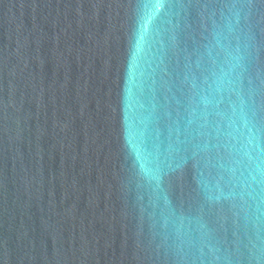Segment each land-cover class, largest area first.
<instances>
[{
	"label": "water",
	"instance_id": "95a60500",
	"mask_svg": "<svg viewBox=\"0 0 264 264\" xmlns=\"http://www.w3.org/2000/svg\"><path fill=\"white\" fill-rule=\"evenodd\" d=\"M0 264H264V0H0Z\"/></svg>",
	"mask_w": 264,
	"mask_h": 264
}]
</instances>
